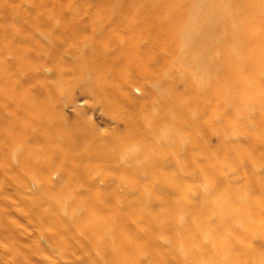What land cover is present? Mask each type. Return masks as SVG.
<instances>
[{"label":"bare ground","instance_id":"1","mask_svg":"<svg viewBox=\"0 0 264 264\" xmlns=\"http://www.w3.org/2000/svg\"><path fill=\"white\" fill-rule=\"evenodd\" d=\"M174 1L115 7L110 0H0V20L18 24H0V264H119L121 250H130L114 248L123 240L119 232L139 225L121 215L93 220L91 211L68 212L53 196L68 186L94 204L123 200V209L144 204L153 210L180 194L184 212L199 217L218 201L181 189L180 182L187 169L200 166L197 148L214 150L209 125L218 107L250 111L264 126V0H182L184 11L164 7ZM183 49L196 53L198 68L206 62L211 96L180 69L171 74L169 55ZM180 82L189 91L181 94ZM249 142L255 152L264 148ZM168 171L176 180L171 186ZM245 181L241 214L249 228L253 195L264 224V164ZM164 189L170 200L161 197ZM149 229L154 234L141 238L162 248L176 244L156 231L201 230L185 221ZM229 242L175 251L188 256L164 264H264V226L260 238ZM103 246L109 250L94 252Z\"/></svg>","mask_w":264,"mask_h":264},{"label":"rangeland","instance_id":"2","mask_svg":"<svg viewBox=\"0 0 264 264\" xmlns=\"http://www.w3.org/2000/svg\"><path fill=\"white\" fill-rule=\"evenodd\" d=\"M109 6L113 5L118 7V1L133 0H110ZM151 1V0H144ZM194 2L195 0H190ZM117 2V3H115ZM170 3V2H169ZM184 1L175 0L174 3L165 4V8L172 7L176 10L184 11ZM188 13V12H185ZM192 13V12H189ZM207 15V13L203 14ZM4 23L9 27L18 26L14 20H0V24ZM15 28V27H14ZM181 33V32H179ZM199 33L196 31L195 34ZM183 37V34H182ZM184 38V37H183ZM209 41V40H206ZM209 47V46H208ZM208 54V53H207ZM198 57L193 51L186 49L180 50L178 53H172L169 55V69H180V73L185 74L194 80L195 87L201 93L211 96V84H210V72L206 70V62L204 67L198 68L195 64ZM181 92V94L188 88L184 86L182 82L175 86ZM189 91V90H188ZM194 94L184 99L185 102H189L194 98ZM209 98L204 99V102ZM222 109V108H220ZM213 111L210 118V133L211 144L214 146V150L210 153L203 152L200 148L194 151V154L198 160H200V166L195 169H187L186 179L182 183L180 182V188L186 187L188 191H199L204 193L209 198H216L218 201L212 203V205L202 211L201 217L197 215L194 210L191 212H184V207L181 201V195L172 196L174 199L166 206H158L151 210L146 205H134L130 208L123 209L120 201H99L97 204L105 205L108 211L105 213L99 210L98 205L94 204L93 199L89 201L81 200L77 196L75 190H71L68 186L63 196L59 195V192H53V196H56V201L63 202L66 205L68 212H88L91 211L94 217L93 220L98 219H110L115 216H125L126 220L131 224L139 225L134 227L135 229L128 232L119 234L123 235V240L116 239V249L125 245L124 248L130 250H121L119 257V264H164L166 259L176 257L179 261L187 258V254L174 255L173 252L179 251H201L207 250L206 246L212 249H221L227 247L229 241H240L243 244L246 241L260 238L263 234V226L259 220V207L257 205L256 198L259 200V195H253L251 201L255 204L252 206V219L250 221V227L247 226V220L244 215L241 214V210L247 205L248 200L243 194L247 191L246 176L249 170L257 169L264 164L262 155H264V148L258 152L253 151L252 144L249 140L254 139L257 144L264 147V126L260 125L253 117L251 118L247 111L244 114L236 113L235 111ZM212 110L213 107H212ZM211 110V111H212ZM227 115L223 118L224 115ZM191 115H195L191 113ZM232 118V119H231ZM98 120H101L98 118ZM101 121H104L102 119ZM212 125V127H210ZM166 131H170L171 127L166 126ZM170 149H168L169 151ZM183 160L180 162V166L184 168L187 166ZM169 181L171 186L176 180L171 176V172L168 171V175L165 178ZM76 178L72 177V181ZM169 188V186H167ZM58 195V196H57ZM161 197L167 198L168 190L164 189L160 192ZM243 195V197H242ZM169 196H171L169 194ZM238 197V199H235ZM79 199V200H78ZM170 200V198H167ZM237 200V201H234ZM85 201V203H83ZM74 204V205H73ZM73 205V206H72ZM101 211V212H100ZM228 211L234 212L228 219L220 220L223 214ZM146 214V215H145ZM216 220L213 224L207 223V220ZM186 222L188 225L194 227V229H201L199 234L189 233L186 234L183 231H156L157 235L171 238L172 242L176 245L170 247H159L156 244L149 243L147 240L141 237H148L150 234H154L149 229L150 225L154 224L159 227L181 224ZM73 223H78L72 220ZM221 226V227H220ZM246 237V238H245ZM161 240V238H160ZM255 245V242H253ZM162 244L166 245V242L162 239ZM109 248H105L94 251L96 254L105 252ZM235 251V250H231ZM234 253V252H232Z\"/></svg>","mask_w":264,"mask_h":264}]
</instances>
